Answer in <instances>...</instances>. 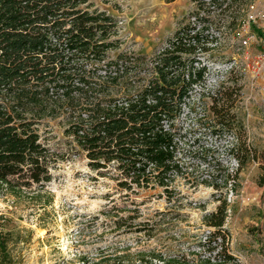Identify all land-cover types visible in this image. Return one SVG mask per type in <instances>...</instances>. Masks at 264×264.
Listing matches in <instances>:
<instances>
[{"label":"rangeland","instance_id":"obj_1","mask_svg":"<svg viewBox=\"0 0 264 264\" xmlns=\"http://www.w3.org/2000/svg\"><path fill=\"white\" fill-rule=\"evenodd\" d=\"M89 3L90 11H106L117 20L118 34L111 39L120 45L108 51L110 60L119 53L157 54L195 9L191 0ZM244 5L233 11L235 19L211 13L214 40L199 56L206 67L204 86L195 88L177 121L190 173L188 181L174 183L181 197L169 201L161 188L119 187L113 166L100 171L88 166L65 135L63 116L43 118L35 127L55 158L51 180L14 189L0 183V264H205L209 227L203 216L215 210L219 194L199 182L219 181L218 163L230 173L237 168L230 154L234 136L219 131L213 111L219 89L218 105L241 121V139L257 156L240 170L234 190L223 189L227 247L236 264H264V71L255 65L264 54V0L257 3L262 12L257 23L247 21Z\"/></svg>","mask_w":264,"mask_h":264},{"label":"trees","instance_id":"obj_2","mask_svg":"<svg viewBox=\"0 0 264 264\" xmlns=\"http://www.w3.org/2000/svg\"><path fill=\"white\" fill-rule=\"evenodd\" d=\"M191 1L196 6L188 20L197 8L204 9L197 18L200 29L189 20L152 57L119 53L110 60L108 51L120 45L111 39L118 34L117 20L106 11H90L89 0H0V183L14 189L51 180L55 158L35 125L63 116L65 135L91 169L113 166L118 186L130 192L161 188L169 201L180 198L174 183L188 181L190 173L177 121L195 88L204 86L206 67L199 56L214 40L212 12L202 0ZM242 2L248 0H211L210 5L220 9L218 17L235 19L233 11ZM220 93L213 111L219 131L234 136L230 154L237 168L230 173L218 163L220 180L199 182L219 194L215 210L203 216L209 227L204 262L236 264L227 247L223 189L234 190L240 170L257 156L241 139V121L218 105Z\"/></svg>","mask_w":264,"mask_h":264},{"label":"built area","instance_id":"obj_3","mask_svg":"<svg viewBox=\"0 0 264 264\" xmlns=\"http://www.w3.org/2000/svg\"><path fill=\"white\" fill-rule=\"evenodd\" d=\"M202 1L204 3L203 8H207L212 13H216V14L220 12V9L215 10L214 7L210 5L211 0H202ZM258 1L259 0H248L247 3H244L245 4L244 7H242V8H245L244 11L246 13V19L248 22L257 23L259 22V19L261 18L262 12H260L259 8L257 7ZM194 5L196 6L195 3ZM196 11H197V14L192 16L190 18V21L192 22L193 25H196V29H200L202 27V23H200V21L197 18L204 15V12H203L204 9L197 8ZM209 28H211V25L209 26ZM246 43H247L246 41H243V44H246ZM255 65H256V68H258V70L264 71V54H262V57L260 59L255 61Z\"/></svg>","mask_w":264,"mask_h":264}]
</instances>
